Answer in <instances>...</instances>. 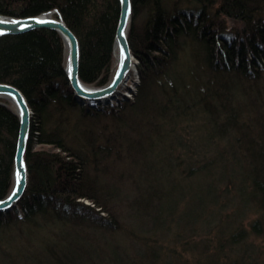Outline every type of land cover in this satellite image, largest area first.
I'll use <instances>...</instances> for the list:
<instances>
[{
    "label": "trees",
    "instance_id": "trees-1",
    "mask_svg": "<svg viewBox=\"0 0 264 264\" xmlns=\"http://www.w3.org/2000/svg\"><path fill=\"white\" fill-rule=\"evenodd\" d=\"M131 2L127 37L138 84L117 106L76 103L56 31L0 36V82L21 90L31 109L27 186L16 206L0 211L4 241L22 243L7 256L15 264H259L242 245L264 227V0ZM52 8L79 40L81 79L105 84L119 1L0 0V14L10 16ZM18 126L0 101V198L10 191ZM122 179L133 191L132 225L111 204ZM187 187L191 211L179 220L190 231L209 227L210 237L197 239L202 261L183 257L188 241L167 204ZM252 208L245 227L243 212ZM171 226L181 249L163 251L160 234ZM226 248L237 254L220 261Z\"/></svg>",
    "mask_w": 264,
    "mask_h": 264
},
{
    "label": "water",
    "instance_id": "water-1",
    "mask_svg": "<svg viewBox=\"0 0 264 264\" xmlns=\"http://www.w3.org/2000/svg\"><path fill=\"white\" fill-rule=\"evenodd\" d=\"M118 1L119 14L114 34V44L118 48V65L109 84L102 87L90 86L81 79L79 75V40L57 8L30 16L0 14V36L24 33L38 28L56 31L65 44L64 71L76 95L92 101L107 98L115 93L117 87L127 77L133 56L127 37V26L132 17V2L131 0ZM39 21H44V23ZM3 96H8L12 100L19 126L13 155V185L9 193L4 198H0V211L13 207L26 189L27 166L25 153L31 130V109L21 90L12 84L0 82V98ZM17 188H19V191L13 196V192ZM9 197H12V199H9Z\"/></svg>",
    "mask_w": 264,
    "mask_h": 264
},
{
    "label": "rangeland",
    "instance_id": "rangeland-1",
    "mask_svg": "<svg viewBox=\"0 0 264 264\" xmlns=\"http://www.w3.org/2000/svg\"><path fill=\"white\" fill-rule=\"evenodd\" d=\"M132 19L134 20V16L131 17V20ZM135 19L138 20V16ZM228 26H231V24H229ZM60 39H61L62 44H63V50H64V60L63 61H64V65H65L66 48H65L64 41L62 40L61 37H60ZM135 60H136L135 69L132 70L131 74L129 75L130 78L127 79V84H128V86H130V88H126V86L123 87V90L128 95L126 97H128L129 99H131L134 96V91H136V85L138 84V73H137V64H138L137 62H138V60L136 58H135ZM116 62H117L116 53H115V49L113 48L112 61H111V67L109 69L108 79L111 78V75L114 73V71L116 69V65H117ZM89 85L90 86L99 87V86H96V85H93V84H89ZM128 89H130V91H128ZM73 92H74V90H73ZM122 96H120L118 98L121 100L123 98ZM74 97H75L76 103L79 104V106H81V107H89V108L93 107V105H92L93 103L91 104L90 101L86 102L87 103L86 104V103H83L81 100H79L75 92H74ZM237 98H239V102L240 103H244L245 102V100L242 98V96H238ZM3 102L15 112V107H14L13 103H11L9 100L8 101L3 100ZM112 102L114 103L116 101L113 100ZM109 105H111V103ZM187 123L188 124H184V125L188 127L189 131L192 132V135H193V128H194L195 124H194V122H192V123L191 122H187ZM34 146H35V148H48L47 145H43L42 146V145L37 144V143ZM12 174H13V165L11 167V173H10V176L8 178V181H7V188H6L7 192L12 188V185H13ZM108 179L110 180L111 177H108ZM113 180H115L114 177L112 178V181ZM115 181L113 182V184L115 183ZM171 182H172V184H177L178 183V179L177 178H173V180ZM115 190H117L116 191L117 194L120 195V198L118 196H114V198L111 199V202H112L111 204H112L113 209H115V213L117 215H119L120 217H121V215L124 217V220H123V217H121L122 219H120V221L122 223L124 221L125 224H127V223L131 224V225L135 224L138 219L135 221V219L133 217H130L128 212H127L128 211L127 210V208H128L127 206L129 204L128 201H131L132 198H133L132 197L133 191L131 190V187H130L128 181L126 179H122V182H121L120 186L117 189H115ZM190 195H191V191L187 187L185 189L184 195L182 193V197L181 198H176L175 197V202L167 203L168 205L170 204V205L173 206L172 214H173V217H174V220H175L172 223L173 226L176 225V222H178L179 217H180V215L182 214L183 211H185V212H187L188 210L191 211V206H189V208H188L187 205H186V199H188V197ZM127 196H129L128 199H127ZM123 198H126V201ZM85 202L89 203L87 201H85ZM230 209L231 208L227 207V209H226L227 213L232 210V209L231 210ZM254 211L255 210L252 208V209H248L247 211L243 212V217L244 218H242L243 219L242 221H243V225L245 227L248 226V223L250 222V220H253L256 217V214H255ZM229 216H231V215H229ZM125 221H127V222H125ZM179 221H180V223L182 222L181 220H179ZM181 225H183L185 227V229H186L185 231L187 233L185 235H183L185 233V232H183L184 231V227L181 226ZM173 226H171L169 229H166V230H163V228H162V231L165 232V233L164 234L163 233L160 234L161 235V239L158 242L164 247L163 251H165L166 248H170V246H173V245H176V244L179 245V243H181V241H182V240H180V241L178 240L179 241L178 242V241L173 239L174 238L173 237V231L175 230V228ZM151 227H152V225L149 224V223L144 225L143 226L144 232L151 233L152 231L148 232V230H150ZM180 227H181L180 228V232H181V236H182L183 241H185V242L188 241V244H190V246H191L190 247L187 244V246H185L186 249H184V250L182 249V253L184 254L183 257H186V258H188V257L190 258L191 257L192 259H194V258L196 259L197 256L200 257V254L198 255V253H200L203 250V246L202 245L198 246L199 244L197 245V242H198L197 239H202L201 237H206V238L210 237L209 236V233H210L209 232V227H207V225H204V226L199 225L198 227H196V229L194 231H192V230L190 231V227L188 225H186V222L184 223V221L180 224ZM263 228L264 227H261V229L263 231L259 235H255L254 233L248 234L249 236L246 239V243H244L243 245L241 244L242 247H246L247 246L246 254L250 255V257L252 256L254 258V260L257 261L259 264L262 261L264 262V229ZM213 230H214V227H213ZM213 232H216V230H214ZM9 234L11 235V233H9ZM6 236H7V234L5 233V231H3L2 234H0V264H15L14 261L12 263V259H10L8 256H10V255L13 256L14 254H17V249H19V250L21 249L22 243L20 241H16L15 240V241H13V247H11L9 242L4 241V239H6ZM106 237H107V239H109L110 235H108ZM114 237H120V236L118 235V236H114ZM121 240H123V238H121ZM128 242L125 243V244H128ZM195 243H196V247H195ZM226 246H227V244H226ZM235 247H238V245H236ZM177 248L181 249L180 245ZM224 250H225L224 253H226V251H228V252L226 253V255H223V253H220V255H219L220 256L219 257L220 261H226L228 256H232V255L236 256V254H237L235 252V250H233L232 252L230 251L231 249L228 250V248H226ZM206 254L207 255H211L212 254L211 256H215L214 253H212L210 250H208ZM203 257L204 256H201L200 258H203ZM200 258H198V259H200ZM18 259L19 258H16V259L14 258L13 260H15V262H16V260H18ZM198 259H196V260H198ZM21 260L22 259L20 258L19 264H29V262L26 263L25 261L23 262Z\"/></svg>",
    "mask_w": 264,
    "mask_h": 264
},
{
    "label": "bare ground",
    "instance_id": "bare-ground-1",
    "mask_svg": "<svg viewBox=\"0 0 264 264\" xmlns=\"http://www.w3.org/2000/svg\"><path fill=\"white\" fill-rule=\"evenodd\" d=\"M129 25H130V21H129V23H128V26H127V34H128V29H129ZM113 48L115 49V53H116V58H117V62H116V64L118 65V48H117V45L116 44H114L113 43ZM130 50H131V48H130ZM131 53H132V51H131ZM132 55H133V53H132ZM117 65H116V67H117ZM135 65H136V60H135V56L133 55L132 56V60H131V67H130V69H129V72H128V75H127V77L121 82V84L117 87V89H116V91H115V93L112 95V96H109V97H107V98H103V99H99V100H94V101H91V100H87V99H85V98H82V97H78V99L79 100H81L83 103H86V102H91V104L93 105V108H107V107H110V106H117V105H119L120 104V102L121 101H124V100H126V99H129L128 97H126V96H128L127 94H126V92L123 90V87L124 86H126V88H130V86H128V84H127V79H129L130 78V74H131V72H132V70L133 69H135ZM114 74V73H113ZM113 74L111 75V78H109L108 79V81L105 83V84H103V85H100V87H102V86H105V85H107V84H109V82L111 81V79H112V76H113ZM86 83V82H85ZM88 84V83H87ZM128 91H130V89H128ZM135 92L136 91H134V94H135ZM122 96L123 98L120 100L118 97H120V96ZM3 100H5V101H10L11 103H12V100L8 97V96H3L2 98H0V101H2L3 102ZM113 100H115L116 102H112ZM111 103V105H109ZM117 103V104H116ZM87 104V103H86ZM97 104V105H96ZM104 105V106H103ZM27 166V165H26ZM18 202V201H17ZM17 202H16V204L14 205V206H16L17 205ZM13 206V207H14ZM13 207H11L10 209H12ZM10 209H8V210H1V211H5V212H7V211H9Z\"/></svg>",
    "mask_w": 264,
    "mask_h": 264
},
{
    "label": "snow or ice",
    "instance_id": "snow-or-ice-1",
    "mask_svg": "<svg viewBox=\"0 0 264 264\" xmlns=\"http://www.w3.org/2000/svg\"><path fill=\"white\" fill-rule=\"evenodd\" d=\"M40 23H44V21H39ZM18 175H19V172H18ZM19 180H18V184H19ZM19 191V188H17L16 191L13 192V196H15L17 194V192ZM9 199H12V197H9Z\"/></svg>",
    "mask_w": 264,
    "mask_h": 264
}]
</instances>
